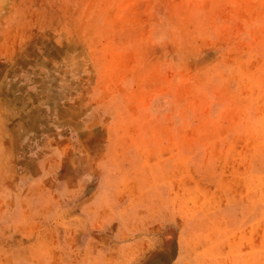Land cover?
<instances>
[{
	"label": "rangeland",
	"instance_id": "1",
	"mask_svg": "<svg viewBox=\"0 0 264 264\" xmlns=\"http://www.w3.org/2000/svg\"><path fill=\"white\" fill-rule=\"evenodd\" d=\"M167 18L93 80L60 61L49 84L44 51L16 74L0 264H264V0H170Z\"/></svg>",
	"mask_w": 264,
	"mask_h": 264
},
{
	"label": "bare ground",
	"instance_id": "2",
	"mask_svg": "<svg viewBox=\"0 0 264 264\" xmlns=\"http://www.w3.org/2000/svg\"><path fill=\"white\" fill-rule=\"evenodd\" d=\"M169 5L170 0H0L1 233L12 231L10 219L19 194L16 191L20 169L16 138L21 129L15 124L17 98L11 90L16 74L32 60H39L40 51H44L47 58L40 60L47 69L44 78L49 84L60 61L80 79L93 80L105 64L103 60L114 55L121 42L140 38L145 41V47L152 50L149 44L153 40L154 24H165ZM155 50L159 52V47ZM49 103L53 106L52 100L49 99Z\"/></svg>",
	"mask_w": 264,
	"mask_h": 264
}]
</instances>
